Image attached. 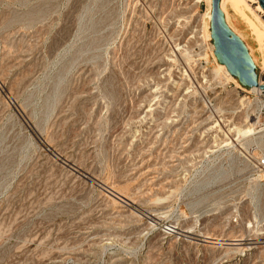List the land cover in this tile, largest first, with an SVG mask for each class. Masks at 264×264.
Here are the masks:
<instances>
[{
    "label": "rangeland",
    "instance_id": "obj_1",
    "mask_svg": "<svg viewBox=\"0 0 264 264\" xmlns=\"http://www.w3.org/2000/svg\"><path fill=\"white\" fill-rule=\"evenodd\" d=\"M238 2L264 83V12ZM208 11L0 0V264H264V90L220 62Z\"/></svg>",
    "mask_w": 264,
    "mask_h": 264
},
{
    "label": "water",
    "instance_id": "obj_2",
    "mask_svg": "<svg viewBox=\"0 0 264 264\" xmlns=\"http://www.w3.org/2000/svg\"><path fill=\"white\" fill-rule=\"evenodd\" d=\"M258 2L264 10V0ZM220 3L221 0H212L211 30L218 59L227 65L229 72L237 76L243 85L259 86L264 90V83H259L257 79L256 67L244 42L227 26Z\"/></svg>",
    "mask_w": 264,
    "mask_h": 264
},
{
    "label": "bare ground",
    "instance_id": "obj_3",
    "mask_svg": "<svg viewBox=\"0 0 264 264\" xmlns=\"http://www.w3.org/2000/svg\"><path fill=\"white\" fill-rule=\"evenodd\" d=\"M211 1V3H212V0H210ZM240 2V1H242V0H221V3H220V7H221V11L223 12V14H224V17H225V20H226V23H227V26L229 27V29L231 30V31H233L236 35H238L240 38H241V40H242V36H241V34H239L238 32H236V29H234L233 27H232V25L230 24V22H229V17H228V13H227V10H226V8H225V6L227 5V3H229V2H232V3H234V5L237 3V2ZM244 1V0H243ZM246 1V0H245ZM255 3H257V5H258V8L260 9V10H262L263 12H264V10H263V8L261 7V5H260V3L258 2V0H253ZM239 2H238V4H239ZM250 2V1H249ZM241 3V2H240ZM246 3V2H245ZM211 6V5H210ZM237 7V6H236ZM234 8V7H233ZM248 8V7H247ZM251 8V7H250ZM238 10V9H237ZM252 10H254V9H252ZM251 10V11H252ZM240 11V10H239ZM229 12V11H228ZM257 13V12H256ZM207 15H208V18H209V20H210V23H209V27H211V16H212V12L211 11H208V13H207ZM206 14H205V16H207ZM241 15H242V13H241ZM264 16V15H263ZM245 17V16H244ZM203 20H204V18H203ZM247 22H248V20H247ZM253 22V21H252ZM205 26V25H204ZM254 26V25H253ZM204 28V27H203ZM212 28V27H211ZM255 28V27H254ZM253 28V29H254ZM258 28V27H257ZM258 30V29H257ZM256 32H258V31H256ZM259 33H262V31L260 32L259 31ZM264 33V32H263ZM210 35H212V33L210 34ZM258 35V33L256 34V36ZM261 35V34H260ZM260 35H258V37L260 36ZM263 36H264V34H263ZM263 36H262V38H263ZM257 39H259V38H257ZM260 41H261V39H259ZM243 41V40H242ZM244 42V41H243ZM259 42V41H258ZM262 42V41H261ZM245 44V43H244ZM260 44V43H259ZM263 44V43H262ZM249 50V49H248ZM251 59V58H250ZM252 60V59H251ZM226 65V64H225ZM227 66V65H226ZM228 68V67H227ZM220 69V68H219ZM253 87H258V86H253ZM249 123V122H248ZM248 123H246L245 125H243V126H237L236 127V133L238 134L237 136L238 137H240V136H243V137H246L247 135H250V134H253L254 132H255V124H253V123H251V124H249L248 125ZM218 124V123H217ZM216 124V125H217ZM230 139V138H229ZM233 139V138H232ZM237 144V143H236ZM153 179V178H152ZM116 191V190H115ZM113 193H115V192H113ZM116 194V193H115ZM118 194V193H117ZM116 196H119V195H116ZM123 197V196H122ZM117 198V197H116ZM120 198V197H119ZM128 198V197H127ZM123 200V199H122ZM125 200V199H124ZM127 201V200H126ZM125 201V202H126ZM227 220H229V219H227ZM203 235V234H202ZM226 235H229V232L226 234ZM204 237V236H203ZM206 237H209V238H211L212 239V242L214 243V244H218V245H226L227 247H229V237H223V235H221V234H218V233H213V234H211V235H208V236H206ZM205 237V238H206ZM242 237V236H241ZM244 238V237H243ZM207 239V238H206ZM205 239V240H206ZM231 240H232V238H231ZM248 240V239H247ZM208 241V240H207ZM246 241V240H245ZM237 243V242H236ZM239 243V242H238ZM243 243V242H242ZM246 244V243H245ZM248 244V243H247ZM240 246V245H239ZM243 246V245H242ZM249 246V245H248ZM226 247V248H227ZM241 249V248H240ZM240 249H238V250H240ZM228 250H229V248H228ZM242 256V255H241Z\"/></svg>",
    "mask_w": 264,
    "mask_h": 264
},
{
    "label": "built area",
    "instance_id": "obj_4",
    "mask_svg": "<svg viewBox=\"0 0 264 264\" xmlns=\"http://www.w3.org/2000/svg\"><path fill=\"white\" fill-rule=\"evenodd\" d=\"M255 167L261 171H264V156L257 158Z\"/></svg>",
    "mask_w": 264,
    "mask_h": 264
}]
</instances>
